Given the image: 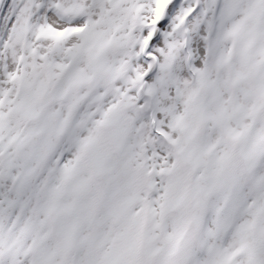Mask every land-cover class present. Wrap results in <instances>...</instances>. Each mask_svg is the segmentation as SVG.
I'll use <instances>...</instances> for the list:
<instances>
[{
  "label": "snow or ice",
  "instance_id": "obj_1",
  "mask_svg": "<svg viewBox=\"0 0 264 264\" xmlns=\"http://www.w3.org/2000/svg\"><path fill=\"white\" fill-rule=\"evenodd\" d=\"M0 264H264V0H0Z\"/></svg>",
  "mask_w": 264,
  "mask_h": 264
}]
</instances>
